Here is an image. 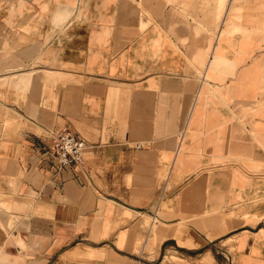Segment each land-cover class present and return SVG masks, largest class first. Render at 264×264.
<instances>
[{
	"label": "crops",
	"instance_id": "0c3cea01",
	"mask_svg": "<svg viewBox=\"0 0 264 264\" xmlns=\"http://www.w3.org/2000/svg\"><path fill=\"white\" fill-rule=\"evenodd\" d=\"M203 1L0 0V264H264V26Z\"/></svg>",
	"mask_w": 264,
	"mask_h": 264
},
{
	"label": "built area",
	"instance_id": "2783aa9c",
	"mask_svg": "<svg viewBox=\"0 0 264 264\" xmlns=\"http://www.w3.org/2000/svg\"><path fill=\"white\" fill-rule=\"evenodd\" d=\"M50 140L49 151L55 159L57 167H81L84 164V154L87 147L83 138L67 126L48 131Z\"/></svg>",
	"mask_w": 264,
	"mask_h": 264
},
{
	"label": "rangeland",
	"instance_id": "374dc122",
	"mask_svg": "<svg viewBox=\"0 0 264 264\" xmlns=\"http://www.w3.org/2000/svg\"><path fill=\"white\" fill-rule=\"evenodd\" d=\"M229 1V0H227ZM234 2L238 1L239 4H242L244 14H251V13H258L261 16V19L258 20L250 18V17H243L236 20V23H239L243 26H246L248 28H252L254 26H264V0H233ZM200 6L204 7V13L202 14L201 18L203 20L205 19L206 22H210L211 26H213V34L216 32L217 26H219L221 23L220 16H218V0H204L203 2L199 3ZM215 26V27H214ZM259 30H257L258 32ZM240 32V31H237ZM262 34L261 32H259ZM255 34V33H254ZM256 33L255 36H258L259 38L261 35ZM235 239L230 238L226 241L229 245L234 241ZM230 250L232 248L230 247Z\"/></svg>",
	"mask_w": 264,
	"mask_h": 264
},
{
	"label": "bare ground",
	"instance_id": "6f19581e",
	"mask_svg": "<svg viewBox=\"0 0 264 264\" xmlns=\"http://www.w3.org/2000/svg\"><path fill=\"white\" fill-rule=\"evenodd\" d=\"M233 2V0H229L228 1V6H230V4Z\"/></svg>",
	"mask_w": 264,
	"mask_h": 264
}]
</instances>
